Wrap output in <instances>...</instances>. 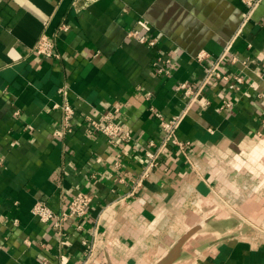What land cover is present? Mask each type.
<instances>
[{"label": "crops", "instance_id": "1", "mask_svg": "<svg viewBox=\"0 0 264 264\" xmlns=\"http://www.w3.org/2000/svg\"><path fill=\"white\" fill-rule=\"evenodd\" d=\"M247 12L244 0H0V264H155L190 227L233 216L244 223L231 238L192 240L178 264H264V0L244 25ZM139 19L155 47L128 37ZM43 34L59 58L32 51ZM228 44L221 68L243 85L209 86L210 106L195 105L179 130L188 158L168 149L130 195L162 136L151 108L179 114L177 85L203 75L196 55L213 60ZM159 58L172 64L160 72ZM65 100L68 132L53 107ZM116 106L133 140L111 145L89 118ZM79 192L92 203L64 238L32 215L38 201L66 211ZM84 240L95 244L88 260Z\"/></svg>", "mask_w": 264, "mask_h": 264}, {"label": "built area", "instance_id": "2", "mask_svg": "<svg viewBox=\"0 0 264 264\" xmlns=\"http://www.w3.org/2000/svg\"><path fill=\"white\" fill-rule=\"evenodd\" d=\"M260 0H244L245 4L248 6V12L245 16L244 25L251 18L253 11L259 4ZM69 29L67 24H62L60 26L61 31H67ZM153 26L149 21L145 19H139L136 23V27L128 32V37L137 40L141 44L148 47H155L157 45V40L152 37ZM232 49L231 44H228L224 48V52L217 58L211 59V56L206 51H200L195 60L202 66L203 75L198 80L196 85H192L188 82H182L177 85V90L182 92L185 97V108L177 115L166 117L164 114L151 108L152 114L157 118L161 130V138L158 141L150 140L148 146L145 150V155L147 158L146 164L134 181L133 189L130 195H134L139 189H141L145 181L150 177L153 170L159 167L160 159L163 154L170 148H174L184 154L188 158V147L189 142L183 141L179 137V130L183 124L185 118L187 117L189 111L195 106L199 105L202 108L210 106V98L205 96L206 89L219 81L230 82L232 79L235 81L237 86H241L244 83L242 76H235L231 78L225 72H223L221 66L225 58L230 54ZM32 51L46 58H59L58 53L55 50V43L47 35L43 34L38 40L37 44L33 47ZM232 61L237 62V57H233ZM172 64V59H162L159 58L154 62V65L158 66L160 72H162L165 66ZM168 73V71H166ZM60 93L64 96L67 95V90L65 87L60 89ZM225 108H230L231 104L228 101L223 102ZM54 108H60L63 111V132H68L72 129V120L75 116V110L72 104L65 100L63 104H55ZM120 108L113 107L107 113L102 115L100 119H95L93 117L89 118L91 125V131L95 134L99 133L105 136L109 144H115L116 142L131 141L133 140L132 133L127 130L121 123L119 118ZM63 132H57V135L63 134ZM2 161L0 160V166ZM120 161L115 163L116 168H120ZM92 203V196L79 192L71 200L68 209L63 212H55L48 204L43 201H38L34 204L32 208V215L37 218L41 223L48 224L54 230L55 234L59 238L65 237L64 226L71 219L83 218ZM15 224L18 220H15ZM62 244H65L63 241ZM83 244L85 246V254L87 260L90 259L95 254V244L89 243L84 240ZM87 263V261H86ZM85 263V264H86Z\"/></svg>", "mask_w": 264, "mask_h": 264}, {"label": "water", "instance_id": "3", "mask_svg": "<svg viewBox=\"0 0 264 264\" xmlns=\"http://www.w3.org/2000/svg\"><path fill=\"white\" fill-rule=\"evenodd\" d=\"M243 223L244 221L242 219L234 216L224 219L207 218L190 227L182 234L155 264H178L190 257L191 254L185 249L187 244L192 240L210 235L220 236L215 240L216 242L225 240L232 237V235H228V233L242 226Z\"/></svg>", "mask_w": 264, "mask_h": 264}]
</instances>
